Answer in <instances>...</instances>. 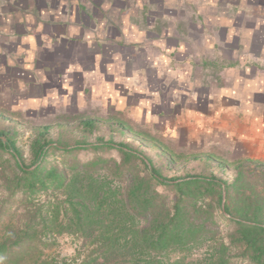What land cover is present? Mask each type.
Wrapping results in <instances>:
<instances>
[{
	"label": "rangeland",
	"instance_id": "374dc122",
	"mask_svg": "<svg viewBox=\"0 0 264 264\" xmlns=\"http://www.w3.org/2000/svg\"><path fill=\"white\" fill-rule=\"evenodd\" d=\"M144 1L116 5L107 11L106 20H81L82 42L72 46L62 62L43 60L34 68L10 67L8 83H0L5 90L0 94V130L13 136L26 164L32 161L33 139L47 127L48 139L69 145L97 139L123 142L149 157L166 178L215 175L232 182L240 161L264 162L256 155L258 150L251 149L254 144L246 133L248 127L253 135L260 131L242 115L246 107L264 111L262 39L249 35L247 28L253 21L242 16L236 19L226 0ZM235 26L243 32L236 35ZM88 119L95 123L90 129L82 125ZM95 154L120 159L114 149L97 153L83 149L65 159L62 152L53 151L45 163L56 165L64 160L69 168L88 162ZM12 164L8 154L1 155L0 186L4 174L10 176ZM85 174L81 184L91 180H85ZM87 176L116 190L127 186L126 178L113 177L105 169ZM156 189L170 207L173 191L161 185ZM214 199L207 194L200 202L208 206ZM45 200V194L32 203L17 200L0 222L18 229L32 204ZM5 201L0 187V205ZM231 228L223 218H216L213 232L202 243L169 248L156 254L157 258L161 264H206L213 257L211 247H230ZM40 231V241L49 243L39 254L42 259L53 257L74 264L94 247L93 237L85 241L67 231ZM234 252L231 247L227 250L231 264H248ZM116 255L124 257L107 264H131L127 255L135 254L118 251ZM138 264L146 263L141 258Z\"/></svg>",
	"mask_w": 264,
	"mask_h": 264
},
{
	"label": "trees",
	"instance_id": "16d2710c",
	"mask_svg": "<svg viewBox=\"0 0 264 264\" xmlns=\"http://www.w3.org/2000/svg\"><path fill=\"white\" fill-rule=\"evenodd\" d=\"M94 124L92 119L82 122L86 129ZM47 130V127L42 128L33 139L30 164L23 161L13 136L0 130V158L8 154L13 160L9 166L10 176L4 174L1 181L6 201L0 205V221L13 202L32 203L40 194L48 197V200L32 204L22 227L15 229L12 224L0 222L3 227L0 264H69L53 257L41 258L39 254L49 243L40 241V230L67 231L85 241L93 237L90 242L94 247L74 264L116 263L117 258L124 257L116 255L118 251L135 254L127 255L131 264H138L141 258L146 264H161L156 254L202 241L213 232L212 225L219 217L232 227L229 246L235 251L234 255L248 264H264L263 161H240L232 182L215 175L166 178L149 157L123 142L97 139L69 145L48 139ZM83 149L94 153L114 149L120 159L95 154L88 162L69 168L64 160L56 165L45 163L53 151L62 152L65 159ZM101 169L113 177L126 178L127 186L116 190L87 176ZM84 172L85 180H91L81 184ZM156 185L173 191L170 207ZM58 193L65 198L61 199ZM207 194L215 198L214 204L206 206L200 202ZM216 210L220 212L218 217ZM230 247L224 244H220V249L211 247L214 250L210 255L214 258L206 264H231L227 256Z\"/></svg>",
	"mask_w": 264,
	"mask_h": 264
},
{
	"label": "crops",
	"instance_id": "0c3cea01",
	"mask_svg": "<svg viewBox=\"0 0 264 264\" xmlns=\"http://www.w3.org/2000/svg\"><path fill=\"white\" fill-rule=\"evenodd\" d=\"M126 1L137 5V0H0V83H8L9 80L5 78L9 77L10 67L34 68L40 66L43 60L47 64L66 60L70 48L82 42L79 39L82 35L79 32L82 29L79 25L81 20L80 23L93 19L106 20L107 11ZM225 2L236 19L242 16V19L253 21L252 27L247 28L249 35L259 39L261 37L264 45V0ZM96 5H101L99 8L103 12H99ZM120 8L119 11L122 10ZM248 10L252 11L247 13ZM221 19L217 18L218 21ZM233 28L236 35H239V31L243 32L240 26ZM27 76L30 81L33 80L30 72ZM3 91L4 87L0 89V94ZM246 110L242 114L244 121L260 131L253 135L248 127L247 139L254 144L251 149L258 150V158H264V111L260 107H246Z\"/></svg>",
	"mask_w": 264,
	"mask_h": 264
}]
</instances>
